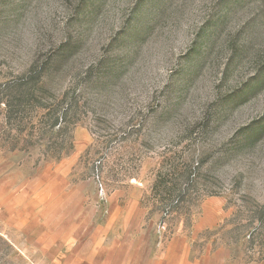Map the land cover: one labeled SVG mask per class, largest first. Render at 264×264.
Masks as SVG:
<instances>
[{
    "label": "rangeland",
    "instance_id": "1",
    "mask_svg": "<svg viewBox=\"0 0 264 264\" xmlns=\"http://www.w3.org/2000/svg\"><path fill=\"white\" fill-rule=\"evenodd\" d=\"M80 1L0 0L3 75L62 39L67 80L129 64L122 110L81 104L52 140L0 109V264H264V0H141L127 43L139 0Z\"/></svg>",
    "mask_w": 264,
    "mask_h": 264
},
{
    "label": "trees",
    "instance_id": "2",
    "mask_svg": "<svg viewBox=\"0 0 264 264\" xmlns=\"http://www.w3.org/2000/svg\"><path fill=\"white\" fill-rule=\"evenodd\" d=\"M229 1L234 2L237 7H241L247 0ZM98 2L100 0H81V13L84 16L91 15V11L100 6ZM89 7L92 8L89 9ZM143 12L144 6L139 0L130 10L128 18L134 28L129 27L123 32V36L127 33L130 34L125 36L124 43L142 35ZM216 23L217 21L206 25L205 29L216 25ZM74 48L75 44L70 43L67 39H62L60 45L50 52L51 55L47 60H37L32 63L27 61L9 75L0 73V109L3 110L4 123L10 125L11 130L14 124L23 123V113L29 109L35 110L29 118V122L32 124L31 134L33 135L36 129L34 118L38 114L41 118L47 119L40 121L42 123L39 130L43 129L49 140L68 127L71 117V122H76L73 116L77 115L81 104L93 106L95 111L98 110L106 115L117 108L122 110L125 101L117 98V92L112 88H117L116 91H119L120 96H124L125 91L128 90L127 84L118 82L127 73L129 64L112 62L109 59L102 60L91 66L82 78L78 79L77 76H74L71 80H67L66 77L70 76L77 68L71 64L75 53ZM117 84H120L121 87H117ZM258 128L259 130L264 129V123H261L259 127L252 126L244 136L245 142L256 140ZM189 180L192 183L190 178ZM164 188L169 191L168 194H174L173 198L177 197L176 203L183 199L182 195H178V191L175 193L171 188ZM172 202L174 199L171 200V204Z\"/></svg>",
    "mask_w": 264,
    "mask_h": 264
},
{
    "label": "crops",
    "instance_id": "3",
    "mask_svg": "<svg viewBox=\"0 0 264 264\" xmlns=\"http://www.w3.org/2000/svg\"><path fill=\"white\" fill-rule=\"evenodd\" d=\"M127 261H128V259H125L124 260V264H127ZM151 263H153V262H155V261H152V260H149Z\"/></svg>",
    "mask_w": 264,
    "mask_h": 264
}]
</instances>
